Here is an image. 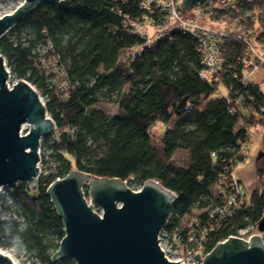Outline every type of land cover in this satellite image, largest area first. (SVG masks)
Here are the masks:
<instances>
[{"label": "trees", "instance_id": "1", "mask_svg": "<svg viewBox=\"0 0 264 264\" xmlns=\"http://www.w3.org/2000/svg\"><path fill=\"white\" fill-rule=\"evenodd\" d=\"M142 1L41 4L0 39V55L14 79L40 92L56 127L41 141L51 154L41 158L45 175L37 187L17 183L10 194L24 223L13 216L0 219L1 247L15 245L17 237L41 264H75L69 258L51 261L65 233L46 195L47 187L70 171L118 178L129 186L156 181L172 191L176 201L165 231L183 253L201 244L207 255L264 219V190L246 201L234 179L245 160L241 150L249 129L264 124V93L248 81L251 72L240 63L246 45L234 35L223 37L224 63L206 81L199 76L201 55L192 34L168 28L148 42L135 29L132 24L146 21L166 25L155 9L164 0H151V10L142 8ZM237 2L238 19L255 12L262 17L264 0ZM23 28L29 30L25 37ZM102 101L114 104L116 114L96 108ZM179 150L188 152L187 166L173 162ZM48 162L55 170L46 175Z\"/></svg>", "mask_w": 264, "mask_h": 264}, {"label": "water", "instance_id": "2", "mask_svg": "<svg viewBox=\"0 0 264 264\" xmlns=\"http://www.w3.org/2000/svg\"><path fill=\"white\" fill-rule=\"evenodd\" d=\"M62 0H23L0 18V39L41 4ZM215 0H182L186 14L198 4ZM0 55V190L15 183L35 189L40 175V142L52 136L55 124L38 91L25 80L8 88L9 72ZM28 132L22 134V127ZM88 187L87 196L84 189ZM46 195L64 226V237L51 261L65 258L75 264H179L169 261L159 246L176 195L156 181L131 190L118 178H91L70 171L46 189ZM95 209H101L99 215ZM258 234L248 239L228 237L218 243L202 264H264V219ZM0 264H12L0 253Z\"/></svg>", "mask_w": 264, "mask_h": 264}, {"label": "rangeland", "instance_id": "3", "mask_svg": "<svg viewBox=\"0 0 264 264\" xmlns=\"http://www.w3.org/2000/svg\"><path fill=\"white\" fill-rule=\"evenodd\" d=\"M177 1H178L177 2L178 7L182 6V0H177ZM22 2H23V0H0V18L4 15L12 13ZM217 7H218V5H217ZM192 10L190 12L186 13V14H188L187 16H184L183 13L181 12L182 16L194 18L197 22V25L200 27L209 28L212 30L229 31V29H231L233 27V25H235L234 19L233 20H230V19L224 20L223 15L221 14V12L219 11L218 8L216 9L218 12H213L212 15H210V16H204V15L203 16H196ZM257 13L258 12H255V14L251 13L253 16H250V19L252 20L254 17L257 18V16H256ZM241 14H242V12H241ZM242 19L245 22L247 18L245 15H243ZM262 21H264V12H263L262 17H258L256 19L255 23L252 24V25H254L253 29H257L260 26V23ZM246 22L249 23L251 21H246ZM141 24L144 28L142 33L144 35H147L148 42L149 41L151 42L154 39L160 37L164 32L168 31V28L170 30L177 28L176 23H171V24L167 25V27L164 30L158 28V26H155V25H151L150 27H147L146 25H143V23H141ZM10 32H11V30H9L5 36H8L10 34ZM235 32L237 33V30ZM21 33H22L21 34L22 37H25V35H28L29 30L27 28H23ZM253 46L256 50H258L259 54L262 52L260 49V45L257 42H254ZM262 57L264 58V55H262ZM253 61L255 62V59H253ZM4 64H5L6 70L9 72L10 84L16 83L17 81L14 79V76L12 75L10 68L7 66L6 61H4ZM245 76H247L249 82H252L254 84H258L264 93V70L262 68H259L256 71H252L251 73H246ZM129 87H130V85L126 84V85H124L123 88L127 90V89H129ZM220 89H221V93L225 94L224 88H220ZM38 93H39L40 97L42 98V101L45 103L44 97L40 94L39 91H38ZM96 108H98L100 110H104V112L108 116H113L117 112V107L114 104L107 103L105 101L100 102ZM27 132H28V126L24 125L22 127V134H25ZM47 142L50 143V139L47 140ZM47 142H45V143H47ZM45 145H43L42 149H41L40 170H41V158L44 160H47V159H49L47 156H50V154H51V151L49 149H47L46 147H44ZM244 148L245 149H242L241 152L244 153L245 160H244V162H241L236 167V169L234 171V179L239 183L240 188L244 194L245 200L249 201L251 195L255 191L264 190V124H258V125L249 129L248 141L244 145ZM188 159H189L188 152L183 151V150H179L176 152V154L174 155L172 160L177 165L187 166ZM48 164L49 165H48L47 170H46V175L55 170L52 163L48 162ZM43 175H45V172L42 173V171H41L39 178ZM16 184L17 183L13 184L10 187L7 186V187L3 188V190H4L3 192L5 195L4 197L6 198V195H8L9 198L7 199V202H8L7 203L8 204L7 209L5 208V211L2 212V215H4V213H5V215L9 213L10 216H13L20 223H24L23 219L20 218L17 215V213L15 212L16 207H15V204H14L13 200L11 199V195H10L13 188L16 186ZM128 187L133 191H138L141 188L138 184H131L130 186L128 185ZM95 212L98 213L99 215L102 214L101 209H95ZM169 219L170 220L172 219L171 215H170ZM181 228H182L181 225L179 227L177 226L175 228L176 229L175 232L180 231ZM255 234H258L257 224L256 225L254 224L251 227L249 226V228L247 230L240 229L238 231V236H241L242 239H248L249 237H251L252 235H255ZM163 235H166V232H164ZM161 237H162V235H161ZM14 241H15V245H13V246H9V247H1L0 246V253H2V254L5 253L6 255H9L12 258V259H10V258L9 259L14 264H41L40 259L35 255V253L29 252L26 249V247H24L22 245V242L19 238H17V237L14 238ZM169 244H171L170 241H169ZM162 245L168 246L167 238L163 237ZM165 249H167V248H165ZM181 253L183 254L182 251H181Z\"/></svg>", "mask_w": 264, "mask_h": 264}, {"label": "built area", "instance_id": "4", "mask_svg": "<svg viewBox=\"0 0 264 264\" xmlns=\"http://www.w3.org/2000/svg\"><path fill=\"white\" fill-rule=\"evenodd\" d=\"M178 1L177 0H164V1H157L156 8L160 11V13L164 14V19L166 21V25L158 26V28L164 30L167 25L171 23L177 24V29H180L183 33H190L192 34L197 41V50L201 55V66L202 69L199 71V76L206 81H210L215 78L216 74L222 67L224 63L223 53H224V41L223 37L234 35L238 38V40L242 41L247 50L245 52V56L240 60V63L244 66L246 70L249 72L256 71L259 68L264 70V24L260 25L257 29H253L252 24L255 23L256 17L250 22H244L241 18H239L241 14V7L237 0H215L209 3L198 4L193 8V13L196 16H210L211 12L215 9H219L221 14L223 15V19L233 20L234 24L229 31H222V30H212L209 28H203L197 25V22L192 17H183L181 10L178 8ZM151 0H144L141 2L142 8L147 10H151L152 7ZM218 5V7H217ZM214 6V7H213ZM215 8V9H214ZM217 11V10H216ZM218 12V11H217ZM246 16L250 18L251 14L245 13ZM238 16V17H237ZM138 32L143 31L142 24H132ZM143 25L150 27L152 24L151 21L143 22ZM237 30V33L235 32ZM257 42L260 45L261 53H258L253 46V43ZM255 59V62L253 61ZM257 59V60H256ZM15 83L10 84L8 81V88L11 89ZM41 149L42 145L40 142V149H39V156L41 157ZM244 149V148H242ZM40 167V163H39ZM41 173V170H40ZM39 180V179H38ZM3 188L0 190V219H6L9 217V213L2 215V212L7 209L8 202L7 199L9 198L6 195L4 197ZM6 199V200H5ZM231 206L230 202L227 203V206ZM225 210V209H223ZM247 230V229H246ZM166 232L165 229L161 231L159 234V246L163 251L165 257L169 261H174L179 264H202V260L204 258L203 254V247L201 244H198L194 250L186 251L185 253H181L182 248L178 246L179 243H172L170 241V236L166 232V235L163 233ZM162 235V237H161ZM168 235V236H167ZM163 237L167 238L168 246L162 245ZM241 238V236H235ZM169 241L171 244H169ZM180 245V244H179ZM167 248V249H165ZM183 252V251H182Z\"/></svg>", "mask_w": 264, "mask_h": 264}, {"label": "bare ground", "instance_id": "5", "mask_svg": "<svg viewBox=\"0 0 264 264\" xmlns=\"http://www.w3.org/2000/svg\"><path fill=\"white\" fill-rule=\"evenodd\" d=\"M5 256H7L8 258H10V259H12L9 255H6L5 253H3ZM12 264H14V263H12Z\"/></svg>", "mask_w": 264, "mask_h": 264}, {"label": "crops", "instance_id": "6", "mask_svg": "<svg viewBox=\"0 0 264 264\" xmlns=\"http://www.w3.org/2000/svg\"><path fill=\"white\" fill-rule=\"evenodd\" d=\"M244 148V147H243ZM245 149V148H244Z\"/></svg>", "mask_w": 264, "mask_h": 264}]
</instances>
